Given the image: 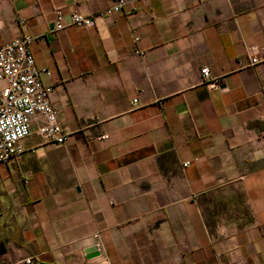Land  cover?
<instances>
[{
  "label": "crops",
  "instance_id": "0c3cea01",
  "mask_svg": "<svg viewBox=\"0 0 264 264\" xmlns=\"http://www.w3.org/2000/svg\"><path fill=\"white\" fill-rule=\"evenodd\" d=\"M111 2L0 0V44L30 36L69 136L33 121L0 163V264H264V60L239 65L264 56V0H124L52 27Z\"/></svg>",
  "mask_w": 264,
  "mask_h": 264
},
{
  "label": "built area",
  "instance_id": "2783aa9c",
  "mask_svg": "<svg viewBox=\"0 0 264 264\" xmlns=\"http://www.w3.org/2000/svg\"><path fill=\"white\" fill-rule=\"evenodd\" d=\"M124 0L112 2L94 15L70 12L66 20L63 13L55 10L52 27L61 29L68 24L77 27L93 26L94 16H103L122 11ZM23 24V20H20ZM134 41L138 37L134 36ZM31 38L21 34L0 44V163L13 161L22 155L25 148L21 139L30 133V123L37 121L36 131L41 140L47 143L62 144L69 136L56 118V110L50 102L51 87L41 82L39 69L30 49ZM261 47L249 45L246 62L241 66H254L264 60L258 53ZM132 52L141 54L134 47ZM202 83L209 90L220 86V78L211 77L207 66L199 70ZM136 102V99L132 100Z\"/></svg>",
  "mask_w": 264,
  "mask_h": 264
},
{
  "label": "water",
  "instance_id": "95a60500",
  "mask_svg": "<svg viewBox=\"0 0 264 264\" xmlns=\"http://www.w3.org/2000/svg\"><path fill=\"white\" fill-rule=\"evenodd\" d=\"M95 251L96 249L94 247H91L86 250V253H91V256H92L93 254H95Z\"/></svg>",
  "mask_w": 264,
  "mask_h": 264
}]
</instances>
